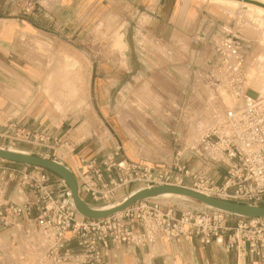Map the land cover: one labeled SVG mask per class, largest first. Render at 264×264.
Wrapping results in <instances>:
<instances>
[{
    "label": "rangeland",
    "instance_id": "1",
    "mask_svg": "<svg viewBox=\"0 0 264 264\" xmlns=\"http://www.w3.org/2000/svg\"><path fill=\"white\" fill-rule=\"evenodd\" d=\"M157 1L33 0L30 12L35 11L38 23L55 35L54 47L50 42L48 49L41 41L33 44L39 63L46 67L39 85L40 105L53 112L54 119L66 121L67 130L77 129L83 138L100 142L116 140L128 159L161 166L171 163L177 152L195 142L190 138L193 131L197 133L195 129L200 136L227 108L238 107L232 96L209 84L202 69H198L206 59L214 58L210 44L201 42L203 35L228 24L231 17V29L253 37L257 44L247 48L245 66L248 92L256 95L264 89V24L240 5L170 0L173 8L181 7V32L165 28L163 12L148 14L146 8L154 9ZM257 17L264 18L259 14ZM65 56L71 65L67 73ZM51 136L63 140L62 134ZM8 141L0 142V146L27 148L21 144L24 142ZM68 149L57 147L50 153L69 161L63 155ZM183 155L189 157L184 160L187 166L221 181L217 165L195 155ZM202 164L208 167L204 169ZM136 189L129 186L122 194L127 196ZM157 198L163 207L167 206V197ZM235 218L233 215L228 223L233 225ZM29 243L25 239L19 245L18 255H38L42 264H49L43 258V249L30 247ZM153 246L155 252L158 244Z\"/></svg>",
    "mask_w": 264,
    "mask_h": 264
},
{
    "label": "built area",
    "instance_id": "2",
    "mask_svg": "<svg viewBox=\"0 0 264 264\" xmlns=\"http://www.w3.org/2000/svg\"><path fill=\"white\" fill-rule=\"evenodd\" d=\"M204 41L214 52V58L206 59L201 67L204 79L226 91L238 107L227 108L193 145L177 152L167 165L128 159L119 144L103 157L81 158L79 163L67 165L78 181L80 198L88 205L109 206L126 197L122 193L129 186L139 189L155 185L264 205V91L256 95L248 92L247 46L237 31L224 23L203 35ZM8 128L11 134L0 136L46 152L70 148L68 159L75 150L67 140L49 133L11 124ZM184 153L217 165V170L221 168V181L187 166ZM167 198L165 207L158 198H150L108 217L88 219L79 216L67 185L58 176L37 166L0 159V231L25 221L23 237L43 249L49 264H103L112 247L126 244L149 248L191 237L201 246L215 243L226 251L234 250L235 264H247L248 257L264 264V217L236 216L232 225L228 223L233 217L229 213L187 199Z\"/></svg>",
    "mask_w": 264,
    "mask_h": 264
},
{
    "label": "crops",
    "instance_id": "3",
    "mask_svg": "<svg viewBox=\"0 0 264 264\" xmlns=\"http://www.w3.org/2000/svg\"><path fill=\"white\" fill-rule=\"evenodd\" d=\"M32 2L33 0H0V131L11 132L8 128L11 124L22 129L49 133L50 135L62 134V139L70 141L76 150L69 161H61L65 165L72 162L79 163L81 158L103 157L118 143L116 140L107 138L100 142L91 137L83 138L77 129L67 130L66 121L62 120L61 122L54 119V113L50 112L46 106L40 105L39 85L45 77L46 67L44 63L43 65L39 63L38 53L33 50V44L36 45L41 41L46 44L48 49L50 42L54 47L55 35L52 30L38 23L35 11L30 12ZM172 6L170 0H158L154 9L147 7L146 11L150 16L157 12H163L166 15L163 18L165 28L174 27V30L183 32L184 30L178 21L181 7L173 8ZM242 7L251 13L253 18L264 24V18L260 20V16L257 17L256 12L246 6ZM230 18L228 19L229 28H231ZM168 23L169 25H167ZM238 32L245 40L247 48L256 46L257 43H254L253 37L245 32L242 34L240 30ZM197 45L198 42L194 47ZM64 58L67 73L71 65L68 63L69 57L65 56ZM122 59L125 60V58ZM40 68L45 69L41 72ZM198 69H201V65H198ZM66 87L71 86L67 84ZM144 131L151 135L146 128ZM195 131L198 132L196 129ZM194 135L193 131L190 138H194ZM7 140L11 142L6 136L0 137V142ZM15 143L18 144V142ZM21 144H25L27 148H17L18 150L49 158L54 156V153H50L51 151L42 153V149L35 145ZM126 157L129 158L127 155ZM183 158L184 160L189 159L187 155H184ZM202 167L205 169L208 165L202 164ZM24 225L25 221H22L16 226L0 231V264H39L38 255H18L19 245L25 242L21 232ZM14 234L16 236L12 237ZM157 244L158 247L155 252L152 251L154 246L145 248L123 244L112 247L103 264H235L236 261L234 250L226 251L215 243L201 246L193 237L180 243L159 242ZM29 245L30 247L35 246L31 242ZM11 249L14 250V255H12ZM247 264H263V262L254 257H248Z\"/></svg>",
    "mask_w": 264,
    "mask_h": 264
},
{
    "label": "water",
    "instance_id": "4",
    "mask_svg": "<svg viewBox=\"0 0 264 264\" xmlns=\"http://www.w3.org/2000/svg\"><path fill=\"white\" fill-rule=\"evenodd\" d=\"M240 1L252 3L264 8V3L257 0ZM0 159L37 166L59 176L68 187L70 199L77 213L80 216L88 219L105 218L117 212L123 211L138 201L162 197L165 195L198 202L204 206L214 208L235 216L248 218L264 217V205L232 202L208 196L188 188L172 185H155L139 188L132 191L117 203L105 207H93L88 205L83 199L80 198L78 194V181L76 176L70 170V168L61 161L43 155L32 154L27 151L4 146H0Z\"/></svg>",
    "mask_w": 264,
    "mask_h": 264
},
{
    "label": "bare ground",
    "instance_id": "5",
    "mask_svg": "<svg viewBox=\"0 0 264 264\" xmlns=\"http://www.w3.org/2000/svg\"><path fill=\"white\" fill-rule=\"evenodd\" d=\"M211 1H213V2H216V3H219V4H221V5H227V6H230V7H236V6H246L248 9H251V10H253L254 12H256L257 14H259V15H263V17H264V8L263 7H260V6H258V5H255V4H252V3H247V2H244V1H240V0H211ZM257 1H260V2H262V3H264V0H257ZM115 35V34H114ZM118 40V39H117ZM118 49V48H117ZM74 75V74H73ZM262 91H264V89L262 90ZM262 91H260V92H262ZM219 118H217V120H218ZM215 121V120H214ZM213 121V122H214ZM208 125V124H207ZM204 129V128H203ZM203 129H201V132H202V130ZM198 133H200V131H198L195 135H194V140H195V142L197 141V139H198ZM194 142V143H195ZM193 143V144H194ZM193 144H191V145H193ZM64 152V151H63ZM64 156H66L67 157V154L65 153V154H63ZM62 159V158H61ZM63 160V159H62ZM165 197H171L170 195H165ZM80 216V215H79ZM39 264H42V260L41 261H39Z\"/></svg>",
    "mask_w": 264,
    "mask_h": 264
}]
</instances>
